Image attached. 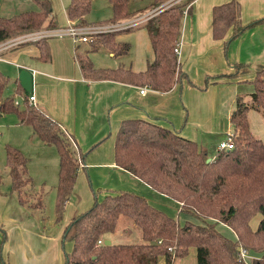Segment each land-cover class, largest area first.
Returning a JSON list of instances; mask_svg holds the SVG:
<instances>
[{"label":"trees","instance_id":"16d2710c","mask_svg":"<svg viewBox=\"0 0 264 264\" xmlns=\"http://www.w3.org/2000/svg\"><path fill=\"white\" fill-rule=\"evenodd\" d=\"M38 9L12 16L0 15V43L10 38L38 32L43 27L56 28L57 20L52 0H35ZM113 7L112 20H122L137 14L130 0H109ZM152 0L150 6L158 12L146 22L155 57L146 69L130 67H97L86 54H77L85 78L111 79L147 86L161 92L170 91L187 78L175 47L179 43L181 22L191 11L194 0ZM92 0H70L67 14L70 19L86 22ZM142 12L139 10L138 12ZM264 23V17L249 25ZM249 25L242 22L239 0H229L213 7V36L223 39L232 28L231 39L240 36ZM116 32L103 33L91 43L93 49L102 44L116 55L127 53L130 42L119 41ZM37 44L40 58L49 60L51 51L47 38ZM240 67L242 64H235ZM233 72L228 76H237ZM8 76L0 68V111L14 113L18 121L32 126L45 143L56 146L59 154V173L56 186L57 217L63 215L65 203L71 195L79 168L85 165V154L79 152L73 140L59 122L28 101L29 92L18 81L15 92L3 97ZM251 102L237 97L231 115L235 125L234 148L219 149L214 157L196 140L179 131L142 117L122 120L115 138V163L150 185L155 191L180 202L181 212L193 218L181 221L145 195L131 190L107 193L85 211L72 218L66 226L62 241L73 243L65 252L64 264H175L179 257L197 249L198 264H264V140L251 127L249 112L261 111L264 116V68L257 71ZM24 92L22 104H16V94ZM6 162L10 169L11 190L17 191L21 203H26L25 187L33 185L28 173V157L10 143L6 144ZM1 181V176H0ZM35 207H43L39 196ZM260 213L258 227L251 219ZM122 218L131 220L141 230L142 242L105 243L119 230ZM223 223L233 229L230 237L219 229ZM103 239V243L99 240ZM261 253L245 260L242 250ZM0 264H10L2 256Z\"/></svg>","mask_w":264,"mask_h":264},{"label":"crops","instance_id":"0c3cea01","mask_svg":"<svg viewBox=\"0 0 264 264\" xmlns=\"http://www.w3.org/2000/svg\"><path fill=\"white\" fill-rule=\"evenodd\" d=\"M227 1L229 0H194L191 11L184 14L179 34L178 57L192 82L184 78L167 92L147 86L146 91L141 92L144 86L111 79L85 78L77 60V54H87L97 67L121 66L107 65L109 61L105 62L106 64L94 62L93 54L98 52L97 48L103 46L105 48L101 50L108 52L109 54H105L111 57L114 63H121L118 58L123 57L128 58V64L126 62L122 64L125 67L135 71L146 69L155 54L150 33L145 25H142L158 12V8L145 12L147 14L145 18L116 34L117 38L121 36L120 32L130 29L131 32L128 34L138 33L139 40L133 38V35L128 37L133 38V44L125 40L130 42V50L135 52V46L139 48V54L134 53L133 57L130 50L116 55L104 45H99L91 51L90 43L76 41L69 35L46 37L51 51L49 60L40 58L41 52L35 37L37 32L0 43V63L5 67L10 64L11 68H7V72L15 73L14 91L18 86L17 80L21 70H29L32 76V90L29 95L32 93L36 96L35 105L59 122L79 152L85 154V165L79 168L77 182L60 218L57 214L52 218L48 217L44 207L43 209L35 207L30 202L21 203L17 191H11L9 188L2 194L0 190V209L3 211L0 212V224L9 227L8 231L4 227L8 233V240L3 250L0 249V258L6 256L10 264H64L65 252L73 248V243L69 247L63 246L64 230L74 216L87 210L96 199L93 200L88 188L89 176L100 190L103 186L123 187L145 195L168 213L179 217L182 222L189 218L195 219L181 212L180 202L155 191L150 185L115 163V133L118 132L123 119L142 117L179 131L182 135L204 145L211 157L216 155L219 142L234 132L231 115L236 108L237 97L242 95L245 101L251 98L254 91L252 81L256 72L264 68V23L249 25L256 19L264 17V0H239L242 22L249 25L248 28L236 38H230L233 33L231 28L225 38L216 39L212 32L213 7ZM131 2L136 4L133 10L137 14L129 20L145 14L142 6H138V0H130V7ZM69 3L70 0L63 7L67 24H79L78 20L68 17ZM110 4L109 1V7ZM111 8L113 10L112 4ZM37 9L38 5L34 0H0L2 16ZM53 10L58 25L56 28H60L62 26L54 4ZM139 10L143 13L138 12ZM91 12L86 16V22L89 24L105 25L113 22V13L96 19ZM56 28L43 27L41 30ZM117 40L124 41L119 38ZM236 63H241L242 66L238 67ZM233 72H237L238 75L228 76ZM9 74L7 76L10 79ZM19 94L24 95V92ZM24 98L25 95L23 101ZM16 101L18 104L21 102L18 98ZM262 117L264 118L263 115ZM30 130L33 132L32 144L37 151L38 167L41 168L38 174L35 172L33 174L37 181L47 183L49 176L47 172L52 175L55 172L56 175L59 173V154L55 145L45 143L34 129ZM111 131L112 142L106 144L105 138ZM0 176L1 186L3 175L0 173ZM9 176L11 178V175ZM103 176L108 181H103ZM96 177L100 179L101 184ZM120 182L125 184H119ZM54 183L51 184L56 188L58 180L56 184ZM25 189L37 194L34 191L36 189L34 184L31 186L28 184ZM121 221L117 233L109 237L111 242L120 235L129 236L136 229L128 219L122 218ZM220 230L226 235L229 234L228 230H231V235L228 236L235 237L232 228L226 224H223ZM159 264H164L163 259ZM175 264H198L197 249L191 247L189 254L177 258Z\"/></svg>","mask_w":264,"mask_h":264},{"label":"rangeland","instance_id":"374dc122","mask_svg":"<svg viewBox=\"0 0 264 264\" xmlns=\"http://www.w3.org/2000/svg\"><path fill=\"white\" fill-rule=\"evenodd\" d=\"M177 1H179V0H177ZM52 2L54 4V7H55L57 13H58V20L60 21L61 26L62 27L67 26L68 25L67 24V17H66L65 12L63 11V7L65 4H67L68 0H52ZM35 3H36V1H35ZM151 3H152V0H138V6H142L141 8H143L142 10L144 13L149 12L151 9L153 10V8L150 6ZM131 8L132 9L136 8V4L134 2H131ZM91 11L90 12L92 13V15L94 14V16L97 17L96 19L106 17L109 14L113 13V10L111 8V4L109 7V0H94V2L92 0ZM146 16H147V14L145 13L142 16L141 15L138 16L139 18H137V19H143ZM134 17H136V16H134ZM134 17H130V18L122 19V20H117V21L112 20L113 22H109L108 24H105V25H103V24L102 25H93V24H89L88 22L79 23V24L84 25V26L98 27L99 31L93 34V38L96 41L97 39H100L99 35H101L103 33H108V32L118 33L121 30L129 28V27H125L128 23L126 21H128L129 19L134 18ZM113 25L116 26V29H112V30L108 29V27H113ZM144 25H145V23L142 26H144ZM142 26H139V27H142ZM144 27H146V26H144ZM129 32H131V29L129 31L120 32L121 36L117 37V39L119 38V39H122L124 41L128 40L132 44L134 43L133 38L136 37V39L139 40V35L137 32H133L131 34H128ZM130 35H133V38L129 39L128 37ZM23 37H24V35L21 36V38H23ZM46 37H48V36H44V38H46ZM12 39H20V37L12 38ZM150 39H151V36H150ZM38 40L39 39H36V41H38ZM150 41L152 42V39ZM87 43H90V50L91 51L95 50V49H93V46H91V43H93V42H87ZM98 45H102V44H98ZM104 48L105 47H103V46L97 48V49H99L98 52L93 54L95 63L101 64L104 62V64H106L105 62L109 61V63L107 65L121 64V66H124V65H122V64H124V62H126V64H128L127 63L128 58H123V57L118 58V59H120L121 63H119L118 61H117L118 63H114V60L105 54L108 52L101 50ZM134 53L139 54L138 46H135V52L132 49L130 50L131 56L134 55ZM104 60H106V61H104ZM0 68L5 73L9 74L7 72V68H11V65L8 64L5 67L4 65H2V63H0ZM14 74L15 73L9 74L11 76V78L8 80L5 91L3 93L4 98L15 92L14 91L15 81L13 79ZM23 96H24L23 94H19V93L16 94V100H17V98L20 99V101H21L20 104L23 103ZM251 100H252V98H248L246 101L251 102ZM249 118H250V122H251L250 123L251 127H252L253 131L255 132L256 136H258L264 140V118L262 117L261 111H259V110L251 111L249 113ZM232 128L235 129L234 123H232ZM30 129L33 130L32 126H30L28 124L20 123L18 121L17 116L14 113L4 114L3 112L0 111V173L3 175V182L1 183L0 190H1L2 194H5V192L8 191L9 188H10V190L12 189L11 188V178L9 176L10 175L9 174L10 173L9 167L7 165V162H6V150H5L6 144L10 143V144L15 145L17 147L19 146V148L23 151V153L28 157V163H27L28 173L32 177L34 187L36 188V189H34V191L37 192L36 195H35V192H34V194L29 192V193L24 194V198L27 200V202H30L31 204H37V206H39L38 198H39V196H41L43 207L45 208V213H46V215H48V217L52 218L55 216V214H57V209H56V198H57L56 194L57 193H56V188H53L54 185H52L51 183H53V182H55L54 184L57 183L58 174L56 175V172H55L52 175V173L47 172L49 175V176H47V183L45 181L41 182V181L36 180L33 173L35 172L36 174H38V172H39L38 170H40L41 168L38 167L39 164H38V160H37V156H36L37 151H35V146L32 144L33 132ZM116 134H117V132L115 133V135ZM226 136H225V138H226ZM109 141L112 142V131L110 132V135H108V137L105 138L106 144H108ZM86 163H87V160H86ZM95 179L98 180L101 184L100 179H97V177ZM102 180L105 182L108 181V179L104 176L102 177ZM105 182L103 184H105ZM119 184H125V183L120 182ZM29 186H31V184H29ZM88 188L91 192V196H92L93 200L95 198L96 199L97 198L98 199L103 198L106 195L105 192L108 193L110 191L113 192V191H117V190H124L123 187H111L110 188V187H106V186H103L102 189L100 190L97 187V185H95L91 176L88 177ZM43 207H42V209H43ZM1 211L2 210L0 209V212ZM261 218H262V215L260 213H258L255 216H253V218L251 219V226L254 229H256L258 227V224H259V221ZM120 224H122V221L120 222ZM134 226L136 227V229L133 232H131L129 236L120 235L118 237H115L114 240L116 242H132V243L142 242L143 239H142V235H141V230L135 224H134ZM4 227L5 226L3 224H0V233H1L0 249L2 248V250H3V247H5L7 240H8L7 231H8L9 227L8 226L5 227L7 231L5 230ZM221 228H223V224H219V229H221ZM232 231H233V229H232ZM228 232H229V234L227 233V235H231L230 234L231 230H228ZM232 233L236 237L235 232L233 231ZM71 243H72L71 241H68L65 244L63 242L62 244H63V246L69 247L71 245ZM247 252L248 253H246V255H245V260L248 263H251L252 259H254L256 256H259L261 254L259 252H254V251H249V250ZM0 253H1V250H0ZM1 259H2V257L0 258V262H1Z\"/></svg>","mask_w":264,"mask_h":264},{"label":"built area","instance_id":"2783aa9c","mask_svg":"<svg viewBox=\"0 0 264 264\" xmlns=\"http://www.w3.org/2000/svg\"><path fill=\"white\" fill-rule=\"evenodd\" d=\"M177 0H170L168 1V5L176 2ZM141 19H134V20H129L126 21L128 22L125 27H130L131 25L137 24ZM108 29H116V26L113 25V27H108ZM99 29L98 27H93V26H84L81 24H70L65 27H60L56 29H45V30H40L35 34L36 39H40L41 37L44 36H53V35H58V36H65V35H70L72 36L76 41H85V42H94L93 34L98 32ZM35 33V32H34ZM28 35H33L32 33L27 34ZM175 52L177 55L180 53V45L179 43L175 47ZM146 86L141 88V92L146 91ZM29 103L35 104L36 103V96L32 93H30L29 98H28ZM16 104L19 102L16 101ZM219 149H232L234 148V132L229 133L225 139L221 140L218 145ZM99 243H103V239L99 240ZM247 250L243 249L242 254L245 257Z\"/></svg>","mask_w":264,"mask_h":264},{"label":"water","instance_id":"95a60500","mask_svg":"<svg viewBox=\"0 0 264 264\" xmlns=\"http://www.w3.org/2000/svg\"><path fill=\"white\" fill-rule=\"evenodd\" d=\"M19 80L22 85V87L28 91L31 92L32 90V76L29 70L27 69H22L20 74H19ZM105 243H111L110 239H106Z\"/></svg>","mask_w":264,"mask_h":264}]
</instances>
